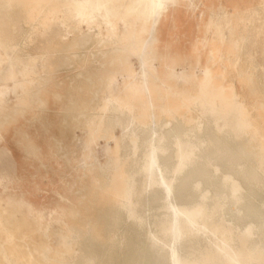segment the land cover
<instances>
[{
	"label": "rangeland",
	"instance_id": "obj_1",
	"mask_svg": "<svg viewBox=\"0 0 264 264\" xmlns=\"http://www.w3.org/2000/svg\"><path fill=\"white\" fill-rule=\"evenodd\" d=\"M168 4L180 10L178 28L158 12L145 28L122 11L91 19L72 0H0V264L11 251L26 264H166L148 235L165 213L162 189L139 198L150 226L126 208L133 138L143 144L169 121L193 135L209 126L203 104L222 94L238 96L264 150V0ZM223 19L239 45L220 47ZM213 171L187 173L173 200L191 202L192 181ZM237 210L228 204L224 215L241 226L256 219ZM203 237L173 245L198 254Z\"/></svg>",
	"mask_w": 264,
	"mask_h": 264
},
{
	"label": "bare ground",
	"instance_id": "obj_2",
	"mask_svg": "<svg viewBox=\"0 0 264 264\" xmlns=\"http://www.w3.org/2000/svg\"><path fill=\"white\" fill-rule=\"evenodd\" d=\"M231 1L237 6L251 2ZM168 2L170 0H72L79 7V12L85 11L91 19H95L97 14L102 18L112 19L122 11L127 20L137 19L146 28L152 19H157L158 12L164 23L174 20L175 27L178 28L180 10H173ZM225 22L223 19L218 24L217 41L220 42V47L239 45L237 35ZM222 95L223 100L220 102L202 103L201 111L209 126L200 122L193 135H182L177 130H171L173 126L169 127L172 123L169 121L162 124L159 130H150V135L143 144L133 138L138 168L128 183L126 208L130 217L137 220L138 224L142 227L150 226L148 219L139 210V198L147 192L155 193L159 188L162 189L161 199L165 203L162 208L165 213L163 217L153 221L154 229L149 227L147 234L166 258V264H264V200L258 199L261 196L259 192L264 196V150L260 149V154L257 152V148L263 144V138L255 132L250 116L239 111L238 96L234 95L230 98L231 101H227L228 97ZM174 104L172 102L173 108H176L178 105ZM120 107L122 111L126 110L121 105ZM143 125L150 128L149 124ZM245 140L250 144L251 150ZM168 141L173 144L172 155ZM171 159L176 162L171 164ZM203 167L213 168L214 171L206 182L203 177L192 181L190 189L194 194H183V197L192 201H174L175 190L184 176ZM214 178L217 180L214 181ZM257 199L260 201L259 208L253 202ZM228 204L236 206L237 211L244 213L247 218L256 219H251L244 226L239 225L233 216L232 219L225 217V207ZM244 204L247 212L245 207H240ZM0 223H4L1 217ZM200 234L204 235L203 249L198 254L190 251L188 255H182L177 245L185 244L190 248L188 243H192ZM174 243L178 244L173 245ZM1 245L4 246V243ZM166 247H170V252H163ZM17 253L11 251V256L6 257L8 262L26 264Z\"/></svg>",
	"mask_w": 264,
	"mask_h": 264
}]
</instances>
